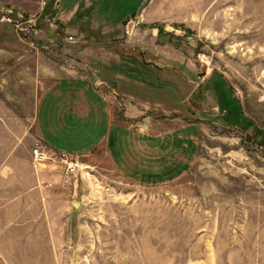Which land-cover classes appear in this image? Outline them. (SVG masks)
<instances>
[{"label":"rangeland","instance_id":"rangeland-1","mask_svg":"<svg viewBox=\"0 0 264 264\" xmlns=\"http://www.w3.org/2000/svg\"><path fill=\"white\" fill-rule=\"evenodd\" d=\"M66 1L61 0L69 6ZM95 3L93 28L80 6L70 23L46 20L56 30L42 26L32 44L0 24V93L6 106L22 113L24 125L36 93H48L39 102L41 115L35 114L47 137L44 112L51 110L52 124L59 103L70 107L64 120L79 124L78 132L71 127L55 145L73 157L80 188L66 235L54 238V250L51 240L40 249L38 238L33 245L23 238L0 264H264V0ZM104 45L149 57L144 62L118 53L107 71L98 56ZM109 72L144 92L140 100L148 109L140 105L145 112L136 120L158 121L168 132L139 136L110 124L112 149L120 165L132 167L126 174L139 185L114 174L102 148L82 154L106 132L105 113L91 112L88 101L96 100L92 88L111 91L110 83L101 86L97 79ZM58 90L67 95L58 99L52 95ZM82 91L88 99L78 98ZM116 97L119 120L134 123ZM182 98L189 112L177 105ZM134 140L161 144L164 154L158 159L152 151H139Z\"/></svg>","mask_w":264,"mask_h":264},{"label":"crops","instance_id":"crops-1","mask_svg":"<svg viewBox=\"0 0 264 264\" xmlns=\"http://www.w3.org/2000/svg\"><path fill=\"white\" fill-rule=\"evenodd\" d=\"M80 1L83 3V10L86 8L94 9L93 4L96 0H69L71 3L69 6H65L61 0H0V6L21 11L26 15L37 18L39 20L37 25L39 27L37 29L38 34L42 28L44 29L42 26H46L45 29L49 30V32L56 30L48 28L47 21L50 22L49 24H51V20L55 24L70 23L79 8L78 4ZM65 2L67 1L65 0ZM94 15L92 9L84 15L85 19L87 16H91L90 28L94 27L93 24H98L93 19ZM77 30L75 31L77 32ZM78 32L82 33L79 30ZM101 45L94 43L93 47L96 48ZM108 48L106 46L101 48L102 51L98 53V56L100 57L99 61L101 63L103 61L104 66L109 67L110 71H112L111 67L114 64H112V61H109L117 59L118 53L113 51L110 46ZM109 73L111 76L121 78L113 72ZM123 78L127 79L126 77ZM97 79L101 86L103 83L105 85L108 84L101 77ZM110 89L111 91L100 93L92 88V92L96 94V100H87L89 102L88 109L91 112L94 110L98 114L105 113L106 117L103 116L102 119L103 124L107 123V128L105 133L102 131L98 136V142L82 154L84 155V153L86 154L92 150H94V154L96 148H102L104 153L102 157L106 160L111 171L127 183L139 185L134 176L126 174L132 170V167L126 168L120 165L119 159H117L112 149V146L113 148L115 147V137L110 138L109 136L110 124H119L125 130H129L139 136L155 138L165 135L168 132L161 129V123L158 121L147 122L145 118H140L141 122H139L140 120H136V116L142 117V113L145 112V109L140 105H144L148 109V105L146 106L145 102L140 100L141 97L127 93L120 94L112 86ZM55 93L58 95H55ZM46 94L48 93L45 91H42L40 96L36 93L34 111L32 115L29 114V123L25 122L23 125L22 113L19 111L16 113L10 107L8 109L6 106V95L3 96L0 93V260L4 259L7 253H14V248L22 244L23 238L29 240L32 245L35 241L34 238H38L37 240L42 243L40 249L45 248L46 240H51L50 249L54 250V238H64V235H66V223L69 220L72 210L77 208V206H74V203L77 202L74 200V197L79 195L80 188L79 185L77 186L75 174L69 176L67 182L62 183L63 171L65 169L62 162L59 160H47L36 166L32 162L30 145L35 144L37 140H40L41 143L46 145L50 152H62L65 149L60 147L59 144L55 145L57 136L59 134L66 135L65 133H68L71 127H76V132H78L77 128L79 124L75 122L69 126L64 120L66 111L70 107L67 106L65 108L64 105L61 106L59 103L56 111L60 114L55 119L57 122L52 123L53 126L50 123V119L52 118L51 110L44 112L43 122L45 124L48 122L50 127L48 129L49 131H47V137L45 130L43 131L41 119L35 118V114L41 115L38 110L39 102ZM52 95L59 96V99L62 98L61 95H67V92L55 91L52 92ZM77 95L78 98L81 96L88 99V95L84 91L79 92ZM116 95L121 96V100L127 106H125V116L133 119L134 123L127 124L128 121L124 122L121 119L119 120L114 110L115 104L118 103ZM74 103L76 105V102ZM96 112L93 114L94 116H97ZM70 113H72L71 110ZM38 124L39 126H37ZM190 125L192 123L186 126L181 125L180 127ZM133 126L135 127L134 130H132L133 128L131 129ZM134 141L137 143L139 151L145 153L152 151L151 153L158 159L159 153L161 155L164 154L161 144L149 145L146 142L140 143V141ZM102 157L100 156L96 159L100 162L103 160ZM126 162L128 164L133 163V161L129 160ZM178 174L181 175L182 172L179 171L171 179L177 178ZM39 238L42 239L40 240ZM9 246L11 247L10 249Z\"/></svg>","mask_w":264,"mask_h":264},{"label":"built area","instance_id":"built-area-1","mask_svg":"<svg viewBox=\"0 0 264 264\" xmlns=\"http://www.w3.org/2000/svg\"><path fill=\"white\" fill-rule=\"evenodd\" d=\"M0 22L8 23L13 26L14 30L24 41L32 44V38L36 35L37 18L26 15L21 11L4 8L0 6ZM33 164L38 165L47 160H59L65 166L62 183L68 180L70 175L75 174L77 165L75 161L66 152H50L46 145L36 141L31 149Z\"/></svg>","mask_w":264,"mask_h":264},{"label":"trees","instance_id":"trees-1","mask_svg":"<svg viewBox=\"0 0 264 264\" xmlns=\"http://www.w3.org/2000/svg\"><path fill=\"white\" fill-rule=\"evenodd\" d=\"M96 3H94L93 4V7H94V5H95ZM79 7L80 6H82L83 7V3L80 1L79 2ZM95 8V7H94ZM90 9H92L93 11L95 10V9H93V8H86L85 10H84V12H88ZM87 21L88 22H90L91 21V16L89 17V16H87ZM128 19V18H127ZM7 25V24H6ZM10 27H11V29L13 30V28H12V26L10 25ZM159 32H160V29H159ZM166 33V32H165ZM162 34V33H161ZM111 47V49L113 50V51H115V52H117V53H120V54H122V55H128V56H131V57H133L135 54L136 55H139L140 57H141V59H142V61H146L147 59H148V57H149V53L148 52H146V51H139L138 53H134L135 51H134V49H127V48H120L119 46H110ZM100 65H102V64H100ZM171 65H173V64H171ZM107 71L109 70L110 71V68H105ZM105 69H103V72H106V70ZM165 69V68H164ZM171 69H173L174 70V68H172L171 67ZM104 80H106L108 83H110V85L113 87V88H115L118 92L119 91H121L122 93H127V94H131V95H134V96H138V97H141V98H143L144 99V97H143V91H141V90H132V87H133V83L132 82H127V79H124V78H117V77H114V76H111V75H106L105 77H102ZM132 81V80H131ZM122 88H121V87ZM220 95V97L222 98L224 95H222V94H219ZM149 100V99H148ZM165 100H167V99H165ZM167 101H169V100H167ZM171 104H172V101H169ZM177 102V99H174L173 100V103H176ZM178 103L179 104H177L179 107L180 106H182L183 108H188V111L187 112H189V107H188V103L182 98V100L181 99H178ZM173 105H175L176 106V104H173Z\"/></svg>","mask_w":264,"mask_h":264},{"label":"water","instance_id":"water-1","mask_svg":"<svg viewBox=\"0 0 264 264\" xmlns=\"http://www.w3.org/2000/svg\"><path fill=\"white\" fill-rule=\"evenodd\" d=\"M74 206H78V202H75V203H74Z\"/></svg>","mask_w":264,"mask_h":264}]
</instances>
